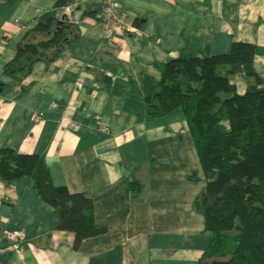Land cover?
<instances>
[{
    "label": "crops",
    "instance_id": "crops-1",
    "mask_svg": "<svg viewBox=\"0 0 264 264\" xmlns=\"http://www.w3.org/2000/svg\"><path fill=\"white\" fill-rule=\"evenodd\" d=\"M58 1L0 0V152L43 158L53 187L86 194L107 224L110 191L136 181L161 148L158 142L189 133L181 110L146 118L144 80L161 82L166 62L225 55L243 43L257 49L254 84L264 89V0H115L136 31L108 41L96 0H81L70 14L56 7ZM49 19H67L76 41L53 61L36 63L25 78H7L4 68L19 44ZM228 79L245 93L247 80ZM32 111L39 123L32 122ZM59 222L60 212L43 201L31 179L0 177V238L6 232L25 236L22 256L0 239V264H199L212 241L200 230L161 227L143 234L126 224L111 259L106 251H73L74 235L58 230Z\"/></svg>",
    "mask_w": 264,
    "mask_h": 264
},
{
    "label": "trees",
    "instance_id": "trees-1",
    "mask_svg": "<svg viewBox=\"0 0 264 264\" xmlns=\"http://www.w3.org/2000/svg\"><path fill=\"white\" fill-rule=\"evenodd\" d=\"M71 4L72 0H59L56 7L63 11ZM77 38L67 19L41 22L19 44L15 58L4 68L5 76L25 78L36 63L53 61ZM256 54L254 46L234 43L225 55L166 62L159 83L144 80L146 118L160 119L181 110L189 133L158 142L155 146L161 148L150 165L139 170L136 181L110 191L111 219L125 222L120 226L109 220L110 224H101L97 204L86 194L53 187L41 157L1 151L0 177L31 179L43 201L60 212L58 230L74 235L73 251L90 256L121 244L126 224L143 234L161 228L150 224L146 208L151 204L140 199L141 184L150 185L165 174L197 182L201 174L205 188L194 205L212 241L199 264H264V89L254 84ZM230 75L247 80L244 94L230 83ZM186 146L181 161L179 151Z\"/></svg>",
    "mask_w": 264,
    "mask_h": 264
},
{
    "label": "rangeland",
    "instance_id": "rangeland-1",
    "mask_svg": "<svg viewBox=\"0 0 264 264\" xmlns=\"http://www.w3.org/2000/svg\"><path fill=\"white\" fill-rule=\"evenodd\" d=\"M188 147L180 148L179 156L184 161ZM196 169V165L192 167ZM192 172V170H191ZM189 173V172H188ZM199 181L191 182L185 178L173 179L165 174L163 178L148 185L141 184L140 199L147 201L151 205L146 209L148 218L151 220L152 226H159L168 229L185 230L195 234V232L203 233L204 220L196 211L194 201L204 191L205 181L201 174L198 176ZM176 181V182H175ZM156 198V199H155ZM170 206V208H168ZM168 208V209H167ZM162 213V214H161ZM168 215L171 218L168 220ZM111 222L117 223L115 219H109ZM107 224H110L107 222ZM207 237L211 235L206 233ZM160 237V236H159ZM119 246V245H118ZM117 247V246H116ZM115 248V247H114ZM113 248V249H114ZM119 247L108 252V256L113 259V255L118 253Z\"/></svg>",
    "mask_w": 264,
    "mask_h": 264
},
{
    "label": "built area",
    "instance_id": "built-area-1",
    "mask_svg": "<svg viewBox=\"0 0 264 264\" xmlns=\"http://www.w3.org/2000/svg\"><path fill=\"white\" fill-rule=\"evenodd\" d=\"M81 0H72V4L65 8L64 12L67 14L72 13L78 6ZM100 7V23L103 30V37L105 40H112L115 37L129 35L134 33L135 28L127 21L125 13L119 10L115 0H96ZM78 88L82 87V81L78 83ZM98 89V85H93ZM2 100L0 99V105ZM51 108L55 109L56 105L51 104ZM39 117L36 111H32V122L39 123ZM74 131H78L79 127L74 123L69 125ZM1 241L12 248L20 256L23 255L21 245L24 242L25 236L21 232H6L1 236Z\"/></svg>",
    "mask_w": 264,
    "mask_h": 264
}]
</instances>
